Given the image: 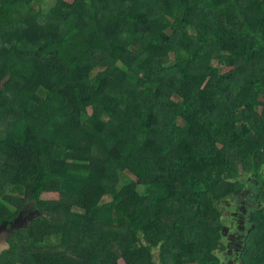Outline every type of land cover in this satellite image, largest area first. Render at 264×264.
Wrapping results in <instances>:
<instances>
[{"label":"trees","instance_id":"16d2710c","mask_svg":"<svg viewBox=\"0 0 264 264\" xmlns=\"http://www.w3.org/2000/svg\"><path fill=\"white\" fill-rule=\"evenodd\" d=\"M249 201L264 264V0H0V264H222Z\"/></svg>","mask_w":264,"mask_h":264},{"label":"flooded vegetation","instance_id":"af4514ba","mask_svg":"<svg viewBox=\"0 0 264 264\" xmlns=\"http://www.w3.org/2000/svg\"><path fill=\"white\" fill-rule=\"evenodd\" d=\"M253 192H249V194H251ZM246 194V198H247ZM254 198L256 199L257 196L255 195ZM254 201H249L248 204H243L241 205V207L238 209L237 212H235L233 215H235L236 217V224H235V228L233 226V228L230 227V230H225V237L227 240L230 239V241H228V244H230V248L234 249V252H232V250H229L227 252V255H232L233 258L232 259H225L224 257V262L222 264H241L239 262L240 260V253L242 251V244H243V232L245 231V225L247 223H250L249 218H250V210L251 208H253L254 206ZM234 229L236 231H234ZM246 232V231H245ZM10 234V233H8ZM1 236V235H0ZM7 240V237H6ZM7 242V241H6ZM233 242V243H232ZM9 247L7 246L4 249L0 250V253L4 250H7ZM234 254V255H233ZM229 257V256H228ZM227 258V257H226Z\"/></svg>","mask_w":264,"mask_h":264},{"label":"rangeland","instance_id":"374dc122","mask_svg":"<svg viewBox=\"0 0 264 264\" xmlns=\"http://www.w3.org/2000/svg\"><path fill=\"white\" fill-rule=\"evenodd\" d=\"M68 2L69 3H73L74 2V0H68ZM216 66V65H215ZM228 70H226V71H224L223 73H226ZM50 197V195H44V199H47V198H49ZM250 213H251V210H250ZM35 211L34 210H28V211H25V212H23L21 215H20V217H19V220L17 221V223L16 224H14L13 226L15 227V228H18V227H21V226H23V225H25L28 221H30L34 216H35ZM232 214V212L231 213H229V209H225V210H223V217H224V220L226 219V217H228L229 215H231ZM229 230H230V225H229ZM249 228H252L251 227V224H249V223H247L246 225H245V231H248V229ZM10 231H7L6 229L5 230H2L1 232H0V250L1 249H4V248H6L7 246H8V244H7V242H6V237H7V235H8V233H9ZM223 241H224V244L225 245H228L227 244V242H226V240L225 239H223ZM224 261V260H223ZM123 264V263H122Z\"/></svg>","mask_w":264,"mask_h":264}]
</instances>
